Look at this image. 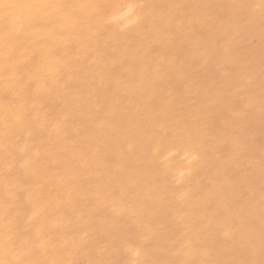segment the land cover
Segmentation results:
<instances>
[{"label": "bare ground", "instance_id": "obj_1", "mask_svg": "<svg viewBox=\"0 0 264 264\" xmlns=\"http://www.w3.org/2000/svg\"><path fill=\"white\" fill-rule=\"evenodd\" d=\"M0 264H264V0H0Z\"/></svg>", "mask_w": 264, "mask_h": 264}, {"label": "rangeland", "instance_id": "obj_2", "mask_svg": "<svg viewBox=\"0 0 264 264\" xmlns=\"http://www.w3.org/2000/svg\"><path fill=\"white\" fill-rule=\"evenodd\" d=\"M256 41H257L256 38H254V40H253V39L251 40V42H252L254 45L257 44L258 41H257V42H256ZM255 42H256V43H255Z\"/></svg>", "mask_w": 264, "mask_h": 264}]
</instances>
